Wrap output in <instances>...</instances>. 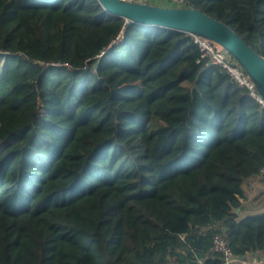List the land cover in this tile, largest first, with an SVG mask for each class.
Here are the masks:
<instances>
[{
	"label": "trees",
	"instance_id": "1",
	"mask_svg": "<svg viewBox=\"0 0 264 264\" xmlns=\"http://www.w3.org/2000/svg\"><path fill=\"white\" fill-rule=\"evenodd\" d=\"M264 58V0H185ZM183 32L97 0H0V264L264 255V105Z\"/></svg>",
	"mask_w": 264,
	"mask_h": 264
},
{
	"label": "water",
	"instance_id": "2",
	"mask_svg": "<svg viewBox=\"0 0 264 264\" xmlns=\"http://www.w3.org/2000/svg\"><path fill=\"white\" fill-rule=\"evenodd\" d=\"M110 15L125 20L126 25L158 26L190 36L207 38L221 45L252 80L264 104V58L226 23L189 7H165L129 0H97ZM188 264H202L198 260Z\"/></svg>",
	"mask_w": 264,
	"mask_h": 264
},
{
	"label": "built area",
	"instance_id": "3",
	"mask_svg": "<svg viewBox=\"0 0 264 264\" xmlns=\"http://www.w3.org/2000/svg\"><path fill=\"white\" fill-rule=\"evenodd\" d=\"M129 1L139 2V0ZM150 1L151 0H145L144 2L149 3ZM166 2L173 4V7H186L185 0H166ZM193 40L199 50L197 63L203 64L206 67L214 66L220 68L226 72L234 82L245 86L249 90L250 95L263 104L256 93L255 86L250 77L240 68V66L221 45L207 38L198 36H193ZM262 172H264V170ZM210 250L222 257V264H246V262L241 258L234 256L222 234H215L212 236ZM163 264H174V261L167 260Z\"/></svg>",
	"mask_w": 264,
	"mask_h": 264
},
{
	"label": "crops",
	"instance_id": "4",
	"mask_svg": "<svg viewBox=\"0 0 264 264\" xmlns=\"http://www.w3.org/2000/svg\"><path fill=\"white\" fill-rule=\"evenodd\" d=\"M244 198L242 208L237 210L240 218L258 215L264 212V176L258 175L243 184ZM246 264H264V255L253 253L241 258ZM202 262V259H197ZM175 264V263H174ZM177 264V263H176ZM241 264V263H239Z\"/></svg>",
	"mask_w": 264,
	"mask_h": 264
},
{
	"label": "rangeland",
	"instance_id": "5",
	"mask_svg": "<svg viewBox=\"0 0 264 264\" xmlns=\"http://www.w3.org/2000/svg\"><path fill=\"white\" fill-rule=\"evenodd\" d=\"M144 1L145 0H139V2H141V3H143ZM149 4H153V5H157V6L173 7V4L167 3L166 0H151L149 2Z\"/></svg>",
	"mask_w": 264,
	"mask_h": 264
}]
</instances>
